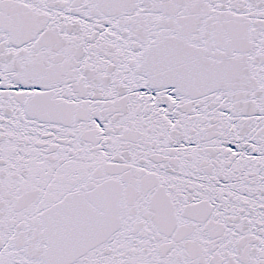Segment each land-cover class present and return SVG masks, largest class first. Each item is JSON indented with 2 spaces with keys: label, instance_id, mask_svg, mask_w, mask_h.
I'll return each instance as SVG.
<instances>
[{
  "label": "snow or ice",
  "instance_id": "6c2138e0",
  "mask_svg": "<svg viewBox=\"0 0 264 264\" xmlns=\"http://www.w3.org/2000/svg\"><path fill=\"white\" fill-rule=\"evenodd\" d=\"M0 264H264V0H0Z\"/></svg>",
  "mask_w": 264,
  "mask_h": 264
}]
</instances>
